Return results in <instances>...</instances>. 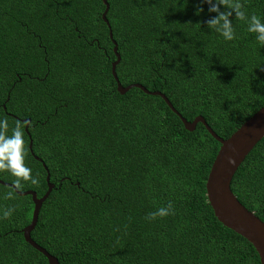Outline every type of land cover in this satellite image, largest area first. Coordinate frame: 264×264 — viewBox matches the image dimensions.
<instances>
[{"label": "trees", "instance_id": "obj_1", "mask_svg": "<svg viewBox=\"0 0 264 264\" xmlns=\"http://www.w3.org/2000/svg\"><path fill=\"white\" fill-rule=\"evenodd\" d=\"M240 2L263 23L264 0ZM106 3L122 87L159 92L222 140L264 105V45L247 21L233 13L236 39L226 41L206 26L216 13L200 0ZM103 9L101 0H0V120L9 137L16 122L27 124L24 163L38 181L17 191L40 198L45 170L53 186L30 239L57 264H259L207 204L219 144L199 123L185 131L159 97L116 92ZM15 179L0 171L3 183ZM229 189L264 224V137ZM10 190L0 185V264H46L21 234L30 196L9 199ZM169 202L174 214L147 218Z\"/></svg>", "mask_w": 264, "mask_h": 264}, {"label": "water", "instance_id": "obj_2", "mask_svg": "<svg viewBox=\"0 0 264 264\" xmlns=\"http://www.w3.org/2000/svg\"><path fill=\"white\" fill-rule=\"evenodd\" d=\"M104 9L100 15L102 22L107 28V35L112 44V53L115 57L114 62L110 65V74L115 83V90L119 95L125 94L128 90L136 88L145 95L159 97L167 108L180 120L185 131L191 132L196 124H201L206 132L214 139L219 148L210 166L206 181H205V196L207 204L210 207L212 214L216 221L224 228L232 231L236 235L248 242L255 253L257 254L259 264H264V224L255 217L251 212L247 211L233 196L229 189L230 181L235 171L242 163L243 159L252 150V148L264 137V105L259 108L251 117H249L238 129H236L227 139L222 140L217 137L211 129L206 125L204 120L197 116L191 122H186L180 115L172 108L167 99L159 92H148L145 88L138 84H131L122 87L115 76L114 68L119 62V55L116 53V44L112 40L109 25L105 19V14L108 9L106 0H101ZM262 21L264 23V12ZM3 108V106H2ZM28 122V120H27ZM27 124L24 126L26 133ZM30 151V140L27 145ZM34 160H38L30 153ZM234 160V163L229 164L228 159ZM43 169L45 167L41 164ZM45 176L46 191L40 197L36 198L34 192L25 191L19 192L10 184L0 181V185L14 189L13 192L18 196H30L32 203V211L29 224L21 230L23 241L32 249L37 251L46 259V264H57L55 258L47 254L42 248L36 245L29 237L33 230L39 208L43 201L47 198L52 189V185L48 183L47 171Z\"/></svg>", "mask_w": 264, "mask_h": 264}, {"label": "clouds", "instance_id": "obj_3", "mask_svg": "<svg viewBox=\"0 0 264 264\" xmlns=\"http://www.w3.org/2000/svg\"><path fill=\"white\" fill-rule=\"evenodd\" d=\"M201 4L208 5L209 13H216L214 17H210L205 21L209 29L218 32L226 41L236 39L235 29L232 24L233 13L235 18L241 21H247L249 33H255L256 39L264 45V23L256 15L250 17L244 11V5L240 0H200ZM224 9L223 11L221 9ZM203 8H198V13L202 12ZM8 120L5 117L0 120V171L10 172L12 176L16 177L13 182L15 190H20L23 187L22 182L31 181L32 184H37L38 181L31 174L32 170L28 168L25 163V156L27 149L24 140V125L16 122V126L12 129V135H7ZM228 163H234V160L229 158ZM8 193V198H12V191ZM14 209L9 208L3 213V218L8 219L11 217ZM174 214L173 205L171 202L167 206L157 209L148 215V219H156L157 217H166Z\"/></svg>", "mask_w": 264, "mask_h": 264}]
</instances>
